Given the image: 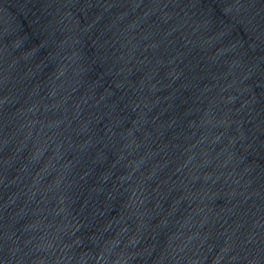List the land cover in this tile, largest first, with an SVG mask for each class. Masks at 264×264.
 <instances>
[{
	"label": "water",
	"instance_id": "obj_1",
	"mask_svg": "<svg viewBox=\"0 0 264 264\" xmlns=\"http://www.w3.org/2000/svg\"><path fill=\"white\" fill-rule=\"evenodd\" d=\"M0 264H264V0H0Z\"/></svg>",
	"mask_w": 264,
	"mask_h": 264
}]
</instances>
